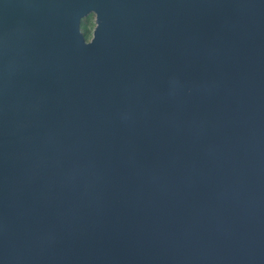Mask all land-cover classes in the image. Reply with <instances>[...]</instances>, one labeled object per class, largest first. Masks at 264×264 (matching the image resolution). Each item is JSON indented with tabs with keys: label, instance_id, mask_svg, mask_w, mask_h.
Returning <instances> with one entry per match:
<instances>
[{
	"label": "water",
	"instance_id": "95a60500",
	"mask_svg": "<svg viewBox=\"0 0 264 264\" xmlns=\"http://www.w3.org/2000/svg\"><path fill=\"white\" fill-rule=\"evenodd\" d=\"M0 264H264V0H0Z\"/></svg>",
	"mask_w": 264,
	"mask_h": 264
},
{
	"label": "trees",
	"instance_id": "16d2710c",
	"mask_svg": "<svg viewBox=\"0 0 264 264\" xmlns=\"http://www.w3.org/2000/svg\"><path fill=\"white\" fill-rule=\"evenodd\" d=\"M92 18V15L89 16L86 20H83L81 22V32L84 36V38L86 39V41H89V37H90V31L88 30V20Z\"/></svg>",
	"mask_w": 264,
	"mask_h": 264
},
{
	"label": "rangeland",
	"instance_id": "374dc122",
	"mask_svg": "<svg viewBox=\"0 0 264 264\" xmlns=\"http://www.w3.org/2000/svg\"><path fill=\"white\" fill-rule=\"evenodd\" d=\"M94 27H95V19H94V16H92V18H90L88 20V30L90 31L89 40L91 39L92 31H93Z\"/></svg>",
	"mask_w": 264,
	"mask_h": 264
}]
</instances>
